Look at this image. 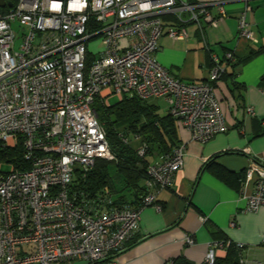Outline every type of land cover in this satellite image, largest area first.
Listing matches in <instances>:
<instances>
[{
  "label": "built area",
  "instance_id": "obj_1",
  "mask_svg": "<svg viewBox=\"0 0 264 264\" xmlns=\"http://www.w3.org/2000/svg\"><path fill=\"white\" fill-rule=\"evenodd\" d=\"M244 1L239 36L257 41L248 22L252 7ZM164 15L195 23L204 36L205 25L217 27L227 13L222 0H5L0 5V141L16 146L22 137L30 163L27 169L9 163V171L0 170V264H119L116 255L139 231L143 208L162 209L157 196L175 185L185 163L184 143L152 158L144 180L148 192L139 206L115 203L108 186L91 195L75 185L97 159H115L94 105L97 98L105 105L112 96L162 98L192 140L205 142L229 130L217 92L226 66L212 53L206 81L174 77L156 58ZM167 33L173 39L188 36L181 25H170ZM94 38L102 39L97 52L89 45ZM147 150L143 144L138 153ZM242 185L244 211L264 206V161L250 159ZM186 242L195 241L188 236ZM235 243L244 249V243ZM230 244L210 243L204 263L213 264L218 249ZM240 264H246L243 254Z\"/></svg>",
  "mask_w": 264,
  "mask_h": 264
},
{
  "label": "crops",
  "instance_id": "obj_2",
  "mask_svg": "<svg viewBox=\"0 0 264 264\" xmlns=\"http://www.w3.org/2000/svg\"><path fill=\"white\" fill-rule=\"evenodd\" d=\"M222 1L227 15L217 27L206 24L204 36L195 23H180L175 16L164 15L166 29L156 58L174 77L199 83L207 80L211 54H217L226 66L217 92L229 130L201 142L192 140L179 126L185 144L184 167L177 173L175 185L158 194L162 209L154 205L143 208L139 231L116 255L119 264H169L180 256L203 264L210 243L217 240L244 243L246 264H264V206L244 211L247 198L242 193L250 159L264 161V86L260 84L264 54L255 53L236 67L227 65L225 57L230 51L243 59L264 45V0H249L248 22L258 39L253 42L239 36L245 1ZM211 11L218 13L216 7ZM170 25L185 27L188 36L173 39L167 33ZM188 236L193 244L186 242ZM226 255V248L218 249L219 258Z\"/></svg>",
  "mask_w": 264,
  "mask_h": 264
},
{
  "label": "trees",
  "instance_id": "obj_3",
  "mask_svg": "<svg viewBox=\"0 0 264 264\" xmlns=\"http://www.w3.org/2000/svg\"><path fill=\"white\" fill-rule=\"evenodd\" d=\"M255 53L264 54V45L243 59H237L234 55V59L226 60L227 65L236 67ZM233 61L236 62L233 64ZM225 74L226 71L222 77ZM260 84L264 86V76ZM94 105L101 123L106 128L107 139L115 159H97L84 176L78 174L75 185L91 195L102 193L108 186L114 195L115 203L139 206L148 192L144 180L152 158L169 154L182 143L178 121L169 108L167 112H161L160 105L154 102V99L139 95L125 96L110 105L103 104L97 98ZM143 144L148 150L146 155L140 156L138 151ZM24 153L22 137L16 146H7L0 141V170H3L4 164L9 163L19 169L29 168L30 163L25 159ZM242 254L243 250L232 242L227 247V255L223 258L217 257L213 264H240ZM172 264L195 263L180 256L174 259Z\"/></svg>",
  "mask_w": 264,
  "mask_h": 264
},
{
  "label": "rangeland",
  "instance_id": "obj_4",
  "mask_svg": "<svg viewBox=\"0 0 264 264\" xmlns=\"http://www.w3.org/2000/svg\"><path fill=\"white\" fill-rule=\"evenodd\" d=\"M89 45H90V48L92 50H94L95 52H97L98 50H100V48L102 46V39L101 38H94V39L90 40ZM97 55H99V54H97ZM117 101H118V98L116 96H112L110 98V102L112 104L117 103ZM154 102H157L160 105L161 112H167L168 111V108H169L168 102H166L162 98L159 99V100L154 99ZM9 169H10V165L4 164L3 170L4 171H9Z\"/></svg>",
  "mask_w": 264,
  "mask_h": 264
},
{
  "label": "water",
  "instance_id": "obj_5",
  "mask_svg": "<svg viewBox=\"0 0 264 264\" xmlns=\"http://www.w3.org/2000/svg\"><path fill=\"white\" fill-rule=\"evenodd\" d=\"M0 5L4 6L5 5V0H0Z\"/></svg>",
  "mask_w": 264,
  "mask_h": 264
}]
</instances>
